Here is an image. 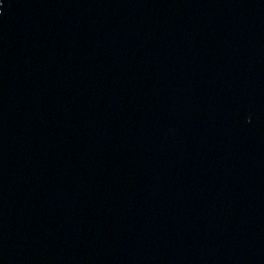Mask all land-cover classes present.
<instances>
[{
    "label": "water",
    "instance_id": "95a60500",
    "mask_svg": "<svg viewBox=\"0 0 264 264\" xmlns=\"http://www.w3.org/2000/svg\"><path fill=\"white\" fill-rule=\"evenodd\" d=\"M0 264H264V0H3Z\"/></svg>",
    "mask_w": 264,
    "mask_h": 264
},
{
    "label": "snow or ice",
    "instance_id": "6c2138e0",
    "mask_svg": "<svg viewBox=\"0 0 264 264\" xmlns=\"http://www.w3.org/2000/svg\"><path fill=\"white\" fill-rule=\"evenodd\" d=\"M3 6V0H0V7Z\"/></svg>",
    "mask_w": 264,
    "mask_h": 264
}]
</instances>
